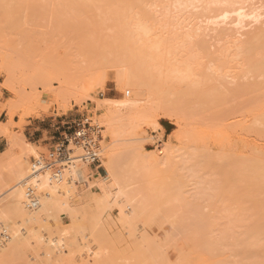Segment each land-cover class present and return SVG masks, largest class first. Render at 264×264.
I'll return each mask as SVG.
<instances>
[{"label":"rangeland","instance_id":"1","mask_svg":"<svg viewBox=\"0 0 264 264\" xmlns=\"http://www.w3.org/2000/svg\"><path fill=\"white\" fill-rule=\"evenodd\" d=\"M161 1L163 3L160 2V0H154V4L149 3L150 5L149 4L145 5L144 6L145 17L142 19L143 20L142 22L145 24L147 23L149 24L150 22L149 28H151V30L150 29L148 30L151 31L150 33L152 34V36H154V38L157 34H159L158 39L155 38L156 40H158V42L161 43L162 42L161 39L165 41L164 43L160 44L161 50H159L160 49L159 47L157 48V45L159 44L158 42L156 46L154 45L156 42L154 44L153 42H151L153 47L154 46L156 47V48L154 47L155 49H152L153 47H151V49L152 50L158 49V51L160 52L158 51L152 52L151 50L149 51V48H148L150 47L149 42L151 41L150 39H152V36L150 33H149V35L151 36L149 37L150 39L147 38L146 40H143L145 38H142V40H140L138 37L134 35L133 30H131V28H128L129 27L128 19L130 17V16L128 17V15H131L130 13L126 15L128 18L124 15L126 18L121 19V21L123 20L124 22L122 21V24L118 26V24L121 22L120 18L124 17L122 15L123 11L121 12L122 17L118 16L119 18L118 20L120 22L117 21L118 22L117 24L118 29H117V27L114 26L115 24L114 22H115V17L117 13H120V11L118 10L119 8H116L115 6H113L111 2L106 1V0H99V1H95V0H23L13 5L4 6V7L0 6V218H1L0 219V235H2L5 238L4 240H1L3 243L0 245V250H4L5 247L8 248L9 244L7 243H9V241L7 240H9V238L11 237L10 235L14 231L16 232L18 229L17 232H19L18 234H20L18 236V239L23 240L22 244L24 246H26L25 242L27 241H28L27 244L29 245V246L27 245L28 249L25 248L26 250L25 253L22 249H20L22 246H19L18 248L20 249V252L19 250H17L16 253L18 254H14L13 256V259L18 260L20 264H27V263L28 264H50L51 261L55 262V264H57V262L58 264H60L59 261H55L54 256H56L58 253L60 254L63 253V255L58 254L62 258L64 257V255L70 256V255H67V253H69L70 251V248L71 250L75 248L74 246L70 247V243H72L71 245L79 244L78 250H77V247L75 249L80 253L83 251H84L83 253L85 252L87 253L85 254L82 253V255L81 254L79 255V253L77 252L78 253L77 254L76 250L74 249L75 253L72 257L74 258V261L72 260L73 261L72 263L69 260L70 262L68 264L70 263L86 264V262H88L87 264H126L127 263L126 261L129 260V259L128 260L126 259L130 258V255H132V252H131L132 251L131 246L133 244L132 242H134V245L136 244L139 245L140 244V241H138L139 238H142L143 240L146 241V239L143 238L140 232L145 233L150 243L155 242L156 245L160 246L158 249L157 246L156 248L151 243L152 247H151V251H149V253L151 252V254L153 255V256L151 255L152 256L151 262H154V264L161 262L158 264H163L166 261L168 264L169 263L179 264L183 258L179 259L180 255L182 256V252H180L181 250L179 251L180 254L179 252L175 253L177 250V247H178V250L180 248L177 244L179 243V245L181 246L180 244L181 242L182 243L181 247H183L184 244H186L185 239L189 241L188 243L190 244L193 243V242H190L191 237H194L192 240H197L198 238L196 237L197 236L196 234L198 235L201 234V232H197V231H202V229L203 230L207 229L206 231L209 234L208 237L205 234H201L202 235L201 240H204V238L207 237L209 238V240L213 238L212 241L214 240L216 241L219 234L222 233L220 234L221 237L219 236L218 238V240L223 238L222 240H219L220 241L219 244H221L222 242L225 244V242L228 240L225 244L226 246L228 243L229 245L234 244L236 247L235 243L237 242L236 239L238 238L237 237L239 235L238 233H240L241 230H246L245 229L246 225L248 226L246 228L251 227L252 225L251 222H253L252 221L253 218L251 217L253 214L251 215L250 218H248L251 212L250 208L247 209V212L250 211L249 214H247V212L243 213L244 211H246L244 208H248L249 204L246 203L247 204L246 205L244 203H241V204H244L242 207L244 211L242 208L239 210V208H237L238 205H236L237 203L234 202L235 205H233L234 206L233 207L231 202H228L227 200L228 197L223 196L224 194L220 192L222 190L219 189L220 190L219 191L216 188V186H218V188H220L219 186H222L217 183L219 180H221L222 174H219V172L218 173L216 172L217 170H219L218 168L221 169L222 167L220 165H219L220 167H217L216 163L218 162L217 161L218 159L223 160V158H220L221 157L220 154L225 155L227 153L231 155L232 154L231 152L233 151L232 149L234 148L232 146H235V145H236L235 149L241 152L239 153L234 149L233 151L234 154H232L234 157L232 158L236 160L240 159L238 157H241L242 159L244 152H245L244 153L245 155L248 152H251L248 154L253 153L252 155H250L251 157H253L254 153L256 154L260 152V150L264 154V136L256 133L257 132L256 128L258 127L257 125L259 124V128H260L261 124L257 120L258 124L255 125L256 120H253V119L257 116L252 118L248 114L249 111H247L248 109L253 108L255 112H253V109H252V112L250 111L251 114L256 113V111L258 110L257 107L259 105V108H262V110L260 109L259 111L261 113L263 112L264 106L263 107L262 105L260 106V104H262L260 103V101L261 102L263 101V105H264V94H263L264 93L263 92L264 91V87H263L264 81L263 83H261V85L263 84L262 86H259L262 80L258 82V85H256L257 83H255V81L254 83L253 82L251 83V81H253L254 79H257L256 77L254 78L251 75H249V73L253 75L252 70L251 72L248 73L251 79L249 78V76H246L244 74L243 76L244 79H245V76L249 78V79L246 78L244 80L243 78L240 77V73H239V76H237V77H240L239 80L238 79L233 80V77L236 76L235 75L236 73H234L233 70H236L237 64H239L238 66L243 64L241 65V67L243 68L244 66V69L249 71L247 66H248V63L250 64L252 62H248L247 59H246L247 62H244L242 59L247 58L250 55V53L253 54L254 52H250L249 55L246 57H244L246 52L244 53V55H241V54L242 52H244L245 50L249 48L248 46L247 49H245L246 45L244 44H247L246 42L248 40H251V37L253 38V36H256L257 33H258L257 36H259L260 30L264 31L262 30L264 29V0H161ZM214 1L216 2V5L214 4ZM194 2L200 3V5L197 6V4ZM238 13L243 15L244 17L245 15L249 16V17L247 16L248 18L246 17L241 20L244 23V24L242 23L243 25L247 26V24H249V26L247 27L245 26L246 29L244 30L240 29L239 26L234 25L236 24L237 20L240 21L239 19H237ZM249 14L251 15V17L253 16L255 18L259 16L258 20L253 18L254 20H257V22L255 23L252 22L253 20ZM146 15L150 17H148L147 19ZM5 16L7 17L12 16V18L8 20ZM225 16H226V19H224ZM151 17H152V21L153 20L160 21L158 22L159 24L156 22H152L150 20ZM146 19L149 21H147ZM126 20H128V22H126L128 26H126L125 24ZM151 22L152 24L155 23L154 24L155 26L156 24L160 26V28H158L159 30H156L158 32L156 33V35L154 34L153 31H155L156 27H159V26L155 27L154 25L151 24ZM148 24L146 27H148ZM151 25L152 27L154 26L153 30H152ZM226 30H228V32H225ZM255 30L257 32H255ZM224 32L225 34L223 36L221 33H224ZM160 33H162V36ZM249 33L250 34L252 33V35H250ZM117 34L120 35L122 38L121 45L123 43V39L127 38L128 39L127 46H129L130 44L132 45V43H134L136 47L138 46L137 47L138 52L136 51L138 55L141 57L143 56L142 59L148 58L150 60L149 61L147 59L146 60L148 61L147 63L146 62L142 63L141 58L135 59L136 61H141L142 64L146 63V66L143 65L146 68L148 66L150 68H153L152 70L149 69V73H150V70H151V73L154 72L153 75L150 73V74H147V76L145 77L149 80L148 81L146 79L147 82H149V85L147 84L148 88L145 86L144 87L145 89H143V90H146V89L148 90V94H145L146 96L143 97L144 98L143 101H145V98H147V95H148V98L146 100H149L152 103L160 106L157 108H155V106L151 107L149 103H147L149 101H147L146 102L147 105L145 104L147 106V108L145 106V109L147 111H144L143 116L137 118L136 120H134V122H131V124L129 120L123 121L121 117L113 120L114 122H107L106 120H104L102 116V113L105 112L106 107L112 105L114 103L113 101L118 102V100H124V99L128 100L133 96V90H131V88L129 89L127 87H122L123 85L121 84L118 85V82H119L118 73H117L118 66H117V63L113 61V58H117L119 56L120 58L129 59L128 57L132 58L137 53L134 52L133 53L134 56H132V51L129 50L131 53L130 54L125 53L124 55L123 53H124V50H126V48L123 46L122 47L116 46L120 50L124 49L122 54H120L122 52L120 50H119L120 53H117L118 50H115V49L112 50L111 48L112 47L114 48V44L116 45V42L113 41V39L116 38L115 36ZM226 34L227 35L229 34L228 35L229 37ZM160 36L163 38H161ZM154 38L152 39V41H154ZM257 39L258 38H256V40ZM263 39L264 37L261 40ZM256 40L252 39L251 41L256 42ZM142 41H143V45L141 44ZM233 42H235L234 45H233ZM242 43L244 46L242 45L243 49L241 50ZM165 44L167 45L170 44L169 46L166 45L168 49L165 47ZM237 44L238 46L240 45V50H237L236 48L235 51L237 50V54H234V55H237V57L241 56L240 58H238V60L241 59V61H237V59L235 61V58H237L235 57L234 61L231 62L232 60H230L231 59L230 57H232L235 51H231L232 54H230L231 52L229 50H234V49L232 48L227 49V48H229L231 45L233 47L234 46L237 47ZM252 44H255V43H252ZM181 47L182 49L179 50ZM141 48L142 50H140ZM165 48H166V51H165ZM185 48H188V49L186 50ZM135 49H132V50L134 51ZM175 49H177L178 51L176 50L175 52ZM226 51L227 53H226V58H225ZM238 51H240L239 56H238ZM149 53L152 55L151 58L150 56H148ZM142 54H146L147 57H145V55H142ZM158 54L160 55V59L158 58ZM163 55L165 56V58ZM136 56L134 58H136ZM218 56L221 58L217 59ZM242 56L244 58H242ZM215 58L217 60H215ZM249 58H251V60L250 59L249 60L252 61V58H257V57L250 55ZM153 59L155 61L159 60V62H153L154 61ZM220 59L224 61H221ZM219 61L223 63L225 62V63L221 64V62ZM180 62L181 64H179ZM211 62L212 64L215 63L213 64L214 67H211L212 65ZM216 62H218V65H216L217 64ZM235 62H241V64L235 63ZM148 63H151V65H149ZM153 63L156 66L155 68L156 70H154L155 66H152L154 65ZM156 63H158L159 65H156ZM185 63L188 65L186 66ZM245 63L247 64V66ZM196 64L197 65L199 64V67ZM215 65L217 67L221 65V67L223 66L222 67L223 69L222 68L217 69ZM191 66L192 68H190ZM245 66L247 68H245ZM162 67L165 70L166 69L168 70L169 67L170 68L172 67V73H169V71L166 72L167 70L165 71ZM187 67L188 69L186 70ZM207 67H209V71ZM210 68L212 70H214V68L216 69L212 71ZM238 68H237L238 70L241 69L240 67ZM160 69H162L161 71L164 70V73L161 72ZM177 69H179L178 72H177ZM205 69L207 70L205 71ZM220 69H221V73H219ZM244 69L243 70L241 69L240 72L241 71L244 72L245 71ZM146 70H148V68ZM180 70L181 72H184L185 74L181 73ZM158 71L161 72V75L163 76L165 75L166 77H163V76L161 77V75L158 74ZM191 71H192L193 76H191ZM197 71L199 72L201 71L199 74V76L201 75L200 77L198 75H195ZM211 71L217 76H215L214 74H211ZM203 72L210 73V76L214 75L212 77L215 79L214 81H212V83H210L211 78L208 80L209 83L208 81L206 83V81H204L205 79H203L204 83L207 84V87H205V91L207 90L211 93L210 94L209 92L206 91L207 94H210V96L211 95L213 96L214 94L212 93H214L217 90L215 89L214 91L213 88L219 87L220 89L218 88L216 92H219L220 94L222 93L224 95L225 93L228 92L227 94L228 97L229 95L230 96L232 95V92L233 93L235 92V94L232 95L233 98L231 97L233 100L232 99L227 100V97H225L224 95L221 94L225 98L222 97L219 93L218 94L220 96H218L216 93L214 95L215 97L214 96L212 97L214 98L213 99L214 101L212 100L214 104H211V105L208 104L209 105V109H208L207 103L201 104L203 106L206 105V108L205 106L204 107L201 105L198 106L195 104L196 102L194 103L195 99H193L194 101H191V96L189 97V95L186 94L188 95L187 97L185 94H183L186 92L185 88L187 89V85H189V83H192L193 81L195 82L196 80L197 82L201 81L200 85L203 84L201 79L205 78L204 76L206 74ZM235 72H237V70ZM259 72L260 71H258L257 73ZM262 73H261V76L258 75L259 77L258 79H262ZM168 74L169 75L173 74L175 77L167 76ZM181 74H182V77H181ZM229 74H233L234 76L230 75L229 77ZM151 76L153 77L151 78ZM220 76L222 77L225 76L226 79L224 78L225 80L223 79L224 81H222V77ZM215 77L216 78L219 77V79H216ZM231 77L232 79H230ZM237 77H234V78H237ZM55 78H60L61 85H64V83L67 84V85H64L65 87L66 86L68 87L70 82L72 83V84L70 83L72 86H76V84L77 85L79 84L78 86H80L81 84V87H83V84L86 82L88 86L90 87L93 86L92 87L93 90L91 92L85 93V89L82 90L83 88L80 87L81 88L80 89L78 86H76L75 87L76 90L79 88L82 93L81 94L79 91H78L79 93L73 91L71 88L72 87L71 85H70L71 90L69 89V87L64 88L63 86H60V84L58 85L57 82L54 81ZM199 78H201L200 81H198ZM91 79L93 80V82H91ZM94 79H95V82H94ZM263 80H264V75H263ZM67 81L69 83H67ZM215 81H216V84H215ZM218 83H220L221 86L220 84L218 85ZM249 83H251V86H253V84H255L256 86H259L257 88L262 87L260 89H262L263 93L261 92V90L254 91L256 88L251 87ZM247 84L249 87L253 88L252 89L253 91L249 90L251 88H249ZM44 85L50 88L49 93L43 92ZM209 86L212 89L211 91L210 89H208ZM244 86L245 88L247 87L249 89L247 90L244 88L242 90L241 88H243ZM198 87L200 86L198 85ZM221 87H224V88L221 89ZM229 89L230 90L232 89L231 90L232 92L229 91ZM233 89H235L236 91L238 90V91L237 92L235 90L233 91ZM239 89L242 90V92L238 93L240 91ZM107 90H110V92H107ZM178 90L180 91L184 90L185 92L181 93ZM222 91H226V92L223 93ZM127 92H129L128 93L129 95H125ZM188 92L189 91H187V93ZM178 93H180L181 96L177 98V96H179ZM236 95L240 97L238 98ZM149 96L151 98H149ZM186 97L189 98V100ZM217 97L218 99L219 98L224 99L227 103L224 101L225 104H223V100H220L218 104L217 102H215V101H218V99H216ZM92 98H96V102L92 101ZM153 98L156 100H154ZM181 98L184 101L185 99H187V101L185 102L182 101L181 103L180 102ZM183 102L187 104L190 111L186 110L187 107L185 108V106H184V109H182L183 108L182 105L178 106L177 104H175V103L183 104ZM190 102H193V104ZM169 103L170 105L175 104L173 105L175 107L170 106ZM216 103L219 105L218 107L216 106L217 105ZM165 105L167 108L165 107ZM167 105L170 106V110H171V107L172 109L174 108V110L169 111L168 110L169 106ZM190 106H193L194 108L197 106L198 108L196 107V109H199L201 106L200 108L201 110L195 111V109H192L194 111H192L191 113L192 107ZM211 106H214V107L211 108ZM255 106L257 107L255 108ZM210 109L212 111L213 110L215 111L212 112ZM242 109L244 110L242 111ZM202 110L204 112H202ZM172 111H174V113ZM220 111H223L222 114L220 113ZM260 112H258V114H255V115L259 116ZM166 113L168 117H164ZM243 113L245 116H242ZM188 114H191V115H188ZM261 115L264 116V114H261ZM81 118L90 119L92 123H94L95 125H97L98 127L102 129V133H101L102 138L100 142V153H99L100 162L99 164L94 165L92 167L82 165L79 162L78 163L73 162L76 164L75 166L77 168L79 167L81 170H86L87 172L86 173L87 176L82 181L84 185L78 184V180L76 179L73 180V182H71L72 187L77 191V196L79 197V198L76 197L75 199H77L76 201H79V202L76 204H73L71 200L67 201V203L69 204L67 206L69 208H65V209L69 211L66 212L65 209L61 210V208H64V207H60L57 209L58 211L53 212L55 213L54 214L55 216L53 217L51 215L52 213L50 215L47 214L45 216V213L43 214L42 212L40 214L37 209L38 213L36 215H39L38 216L40 217L39 221H41L39 223L37 222V226L38 225L40 226V227L38 226V233H39V236L41 235V237H43L42 239H44V241H43V244L41 243L42 246L39 244L35 246V244L33 243V240H29V239L27 240V237H28L27 236V226L25 224L21 225L20 223H23V222H21L19 219L14 220L12 212L8 210V208L10 209V206H8L7 208V205H10L7 202L10 203V201H12L9 199H12L10 197L14 193V189H13V186H14L13 176L15 172L14 167H16L18 160H20L18 159L20 158V155L22 158L21 163L26 162L28 166L30 165L31 160L34 159V158H28L26 161L23 160L26 156L24 157L22 148L32 149V151L34 152V154H36L37 157L39 155L46 154L50 146L58 139L59 134H61L62 132H65L66 129H71L72 123ZM258 118L259 117H257V119ZM251 119L254 121L252 122V124L255 123L253 124L254 125L253 127L250 125L252 121ZM154 121L157 122L162 127L163 132L155 128ZM240 121L243 124L239 123ZM235 122L237 124L238 123L242 124L243 128L245 127L244 124H247L248 122H249V125H246V127L248 126L247 129L244 128L242 132L241 131L242 127L240 128V126H238L239 124L237 125L235 124ZM232 124L236 125L234 126V128L238 127L240 129L231 128L233 127ZM189 126H191L190 127L191 129L193 128L192 132L196 130L195 133L197 132V130H198V133L202 132L203 130V133H205L207 137L204 134L203 136H201L202 134L196 135L195 133H192L191 129H189ZM213 126H217L220 129L218 130L217 127H213ZM229 126H230V132H231L230 135H229ZM255 126L257 127L255 128ZM249 128L250 129L253 128V130H256V132L255 131L253 132V130H250ZM263 128L264 127H262V129ZM187 130H188V134H190L188 136H187ZM247 130L249 131L247 132ZM109 131H110V134H109ZM221 131L223 133H220ZM112 133L113 134L117 133L116 136L118 137L116 138L115 136H113ZM219 134L224 139H222ZM261 134H263V132ZM41 135H42L41 141L36 143V141L38 140V138H40ZM191 136L192 137L199 136V137L198 139L197 137H194L193 139L191 138ZM50 138H53V139H50ZM135 138L136 139L138 138V139L135 140ZM139 138L141 139L139 140ZM204 138H206L205 140L208 143L204 140ZM216 138L218 140L220 138L221 141L217 140L216 142ZM195 140L196 141L200 140V141L196 142ZM218 142H223L224 144L222 143L217 144ZM232 142L234 145H232ZM44 144H49V145L44 146ZM160 144L161 145L165 144L163 145L164 147L172 146L174 151L176 152L175 153L176 158H174L169 164H160V165H157V167L153 168L151 167V164L148 158L151 155L152 156L156 155L157 158L160 160L162 158H165L167 154L166 150L162 148L161 149L162 154L157 155V149ZM229 145H231L232 148ZM240 146H242L243 149ZM248 146L250 147V149L256 147L254 152H252L253 150L251 149L252 150L251 151ZM114 147H116V149ZM236 147H240V148H236ZM112 150L113 152H116V155L111 153ZM120 150L122 151L120 153H117ZM244 150H247V151H244ZM109 153H111L112 156L115 155V157H117L118 159L120 158L119 164L117 165V167L120 173L122 172L125 174L122 176L123 186L117 187L115 190L111 192L110 195H111L112 201L109 203L107 207H104L102 209L95 202V199L102 196V191H103L102 189L103 187H105V182H107L106 180H108L109 182H112L111 176L109 175V173H107L108 172L107 169L110 167V164H109L108 159H106V157H109L108 156ZM214 153L215 155L216 154L217 155L215 156ZM245 155L243 159L247 157ZM202 156L205 158H203ZM214 156L218 157V159L217 160L216 158L210 159ZM226 156H227L226 158L227 161L225 163L227 164L229 158L230 159L232 158L231 156L229 157V155H226ZM207 157L208 158L210 157L209 160ZM212 160L213 161L215 160L217 162L215 161L213 162ZM222 160H221V164L223 165L225 163L222 162ZM136 162H138L139 164H135V166L133 167L134 163ZM211 163H213L212 166H214V163H215V167H217L216 170L209 169L210 173L213 175H211L210 173L207 174L204 172V170L205 171L208 170V169H204L205 165L206 164L211 165ZM199 164H202L201 166L204 168L203 169L200 168L201 166ZM207 165H206V168L209 167ZM96 166H100V168L96 169ZM131 167H133L134 169L133 168L131 169ZM199 169L203 171H200ZM129 170H131V172H129ZM97 171L100 173V176L97 174ZM215 172L218 174L217 176ZM96 176L102 177L104 180L99 179V177H96ZM214 178H218L219 180L217 179V181L214 183L215 181ZM181 180L182 182L183 180L184 181L186 180L187 182L181 183ZM174 181L176 183H174ZM76 182L77 184L75 185L74 183ZM172 184H173V188H175L176 190H179L177 192H178V195L181 194V196H179L180 198L179 197L177 198L176 190L174 191V193L171 194ZM183 184H185V189L183 187L182 188L183 190L182 189L180 190ZM157 185L158 186L161 185L162 187L159 186V189L160 187L163 189V190L161 189V192H160L161 194L159 196V197H163L162 198L163 201L161 202L162 203L164 202V204L162 205L160 202L161 199L159 198L160 199L159 201L157 199L158 197V195L156 194L157 190L154 191L152 189V188H156ZM177 186H179L180 188H177ZM168 188L169 190L171 189V191H169L170 195L168 193ZM149 190L151 193H149ZM216 190H218V192ZM162 192L167 193V194H163ZM154 193L157 195V197L152 195ZM147 194H148V197H147ZM183 195H185V197ZM150 196L152 198L154 197V200L150 198ZM221 197L223 200L225 198L226 199L222 201ZM40 198L41 197H39V200L41 201ZM147 199L149 200V202H150V199L152 200L151 201L152 203H150L151 205L148 204ZM183 199L184 201H182ZM165 201H168L167 205ZM228 203L230 204V207ZM39 204H41V202H39ZM5 205H6V208L4 207ZM139 205L140 206L143 205L146 208H141L140 210ZM135 206L139 207L138 212L142 211L143 213L142 216L145 215L143 217L149 216L150 219L148 218L144 222H141V221L138 222L139 220L138 218V220L136 221V219L134 218L136 217L134 216L135 214H131V211L134 210ZM156 206L158 207L157 210H155L157 208ZM235 206H237L236 207L237 209L235 208ZM38 208H40V205L38 206ZM149 208L151 209V211L152 210L153 211L150 212ZM35 209H32L34 212L33 216H35V212H36ZM143 209H146V210H143ZM143 211H147V212H143ZM157 211H159L160 213H158ZM240 211L242 212L240 213ZM33 212H31V214ZM57 212L59 213V215H56ZM66 215H70V216H66ZM137 217H138V213H137ZM151 217L153 218L151 219ZM130 218H132V220ZM247 218L249 220L248 222H247ZM123 219H126L127 221H129V223L128 224L122 223L121 221ZM132 221L133 223L131 224ZM18 224H20L22 228ZM193 224L195 226H193ZM45 226L46 228L49 226L48 233H47L48 228L46 229V231L45 229H42V228H45ZM11 227L14 230L11 229ZM24 228H26V230ZM62 230L68 231L67 236L64 237L65 240H63L65 244L67 245L68 243V245L66 246L65 244L62 243L63 247L64 246H66V248L69 247L68 251H66L67 253L65 252L64 248L61 247L59 248V250L56 248L58 252L52 249L51 251L53 252V256H52V253L51 255L48 256V254H46L47 248L45 250V247H44L46 246L45 239L47 240L49 239V237L52 238L53 236H55L57 231H58L57 234L59 235L62 232ZM126 230L130 232L129 235L126 232ZM168 230H170L173 235L170 234L169 233L170 231L168 232ZM134 231H137V232H134ZM185 231L188 232L187 234L189 235V237H187V234ZM50 232L51 234L55 232V234L53 233L54 234L53 236H51V234L49 236L48 234ZM156 232H158L157 235L155 234ZM163 232L165 233L164 234L165 236L166 235L168 236V238H166V240L165 238H162L161 241H159V239L161 238L160 235L162 236ZM167 232L169 233V235ZM180 234H182L183 236ZM193 234H195L196 236H191ZM225 234L227 235L226 236L227 238L225 237V240H224ZM131 235H133L135 238ZM154 235L157 236V239L154 238L155 240H149V236L153 237ZM175 235L177 238L174 239ZM76 236L78 240H76L77 239ZM24 238L26 241L24 240ZM55 238L57 237L55 236ZM58 238L60 237L58 236ZM66 238L67 239L70 238V240L72 241L69 243V241ZM233 238L236 241L234 243H232ZM182 239L184 240V242ZM111 241L112 242L114 241V242L112 243ZM157 241H159V244ZM5 242H7L6 243L7 245H5ZM163 242H165V244ZM223 243L221 246L224 247ZM83 245L86 246V248H84ZM141 245L142 244H140V247ZM24 246H23V249H24ZM189 246L191 247V245H188V247ZM43 247H44V250H43ZM39 248L42 250H40ZM136 248H138V246H136ZM136 248H133V249L135 250ZM142 248H145V246L142 245ZM227 248L231 249L232 246L231 247L228 246ZM87 249L89 250V252ZM185 249L188 250L189 252L191 251V249L189 250L186 245L185 247H183L184 253L187 252V251L185 252ZM223 250H225V251H222L224 254L227 252L226 255L230 254L228 256H231L229 258V262L228 260H226L227 264H248L247 259L245 261V259L242 258V257H246L247 255L246 256L241 255L242 257L239 255L240 257H238V256H235L236 254L235 249H234V252H235L234 255L233 253H231L230 250L226 251V248ZM21 251H23V255H25L24 258L26 259L22 258L23 255H21L22 254ZM55 251L57 252L56 255H54ZM158 251H159V254L157 253ZM193 251L194 250H192L191 252ZM162 252H164V254L166 253L167 255L164 256L163 254V256L159 257L158 255H160V253ZM189 252H187L184 255L185 257H187L188 261H189L188 259ZM28 253H30V255ZM254 253L253 255H255ZM43 254H46L47 257L49 258H46V257L43 258L44 257ZM70 254H71V251H70ZM86 254L88 257L85 256ZM193 254H195V252ZM193 254L192 256L195 257ZM256 254H258V251ZM226 255H225V259L227 258ZM59 256L57 257L60 258ZM78 257L79 258L81 257L80 260ZM72 258L67 257L66 259L68 260ZM75 258H77V260ZM159 258L161 259L159 260ZM177 258L180 260V262L177 260ZM252 258L249 257L248 260L252 261L254 259ZM259 258L263 259L264 258L263 254ZM130 259L132 260H129L130 263L129 261L128 263L134 264L135 262L133 258L131 257ZM193 259L196 260V258H193ZM193 259H192L191 264H193V261L196 262ZM225 259L223 261H225ZM240 259L242 260L240 261ZM24 260L25 262L27 261V263H25ZM47 260H50V261H47ZM256 260L258 261V263L264 264L263 262L264 260L260 261L257 258ZM17 262L13 261V264L14 263L19 264ZM151 262L146 261V263H149V264H151ZM166 262L164 264H166ZM222 262H220V264ZM195 264H197V262ZM249 264H251V262H249Z\"/></svg>","mask_w":264,"mask_h":264},{"label":"bare ground","instance_id":"2","mask_svg":"<svg viewBox=\"0 0 264 264\" xmlns=\"http://www.w3.org/2000/svg\"><path fill=\"white\" fill-rule=\"evenodd\" d=\"M20 1H23V0H0V6L1 7H4V6H9V5H13V4H16V3H18V2H20ZM95 1H99V0H95ZM106 1H109V2H111L112 4H113V6H115L116 8H119L118 10L120 11V13H117V15H116V17H115V24H114V26H116L117 27V29H118V26H120V24H122V21H121V19H123V18H126L127 16L126 15H128V13H130L131 15H128V17H129V22H128V20H126L125 21V24H126V26H128L129 25V27L128 28H131V30H133V33H134V35L136 36V37H138L140 40H142V38H145V39H143V40H146L147 38H149V37H151L152 36V34L150 33L151 31H149L148 29H150L151 30V28H149V25H150V22H149V24H148V27H146L147 26V24H145V23H143L142 21V19L145 17V13H144V6L145 5H147V4H154V0H106ZM153 2V3H152ZM160 2H162L161 0H160ZM159 2V3H160ZM196 2H198V1H196ZM196 2H194V3H196ZM163 3V2H162ZM149 4V5H150ZM197 4V6L198 5H200V3H196ZM208 4V3H207ZM211 4H213V3H211ZM210 4V5H211ZM214 4L216 5V2L214 1ZM158 5V4H157ZM121 9V10H120ZM134 10V11H133ZM123 11V14L121 13ZM148 11V10H147ZM125 12H127V13H125ZM146 12V11H145ZM124 16V17H122V15ZM149 15V14H148ZM250 15V14H249ZM118 16L119 17H122V18H120V21L118 20L119 18H118ZM248 15H245V17L243 16V15H241V14H237V19H239L240 21L242 20V19H244V18H246ZM8 20L10 19V18H12V16H10V17H7V16H5ZM127 17V18H128ZM146 17H147V19H148V17H150V16H147L146 15ZM249 17V16H248ZM247 17V18H248ZM250 17H251V15H250ZM258 17L259 16H257V18H255V17H251L252 18V22H257V20H258ZM257 19V20H254V19ZM146 19V20H147ZM224 19H226V16H225V18ZM146 20H145V22H146ZM150 20L152 21V17L150 18ZM117 21H119L120 23L118 24V22ZM147 21H149V20H147ZM240 21H238L237 20V22H236V24H234L235 26H239L240 27V29H246L245 28V26L246 25H243L244 23L241 21V23H240ZM124 22V21H123ZM126 22H128V25H127V23ZM152 22H156V23H158V22H160V21H152ZM152 22H151V24H152ZM235 23V22H234ZM243 23V24H242ZM117 24H118V26H117ZM124 24V25H125ZM155 23H153L152 25H154ZM159 24V23H158ZM228 24V23H227ZM250 24H252V23H250ZM124 25H122V26H124ZM145 25V26H144ZM152 25H151V27H152ZM161 25V24H160ZM232 25H233V23H232ZM155 26V25H154ZM153 26V27H154ZM156 26H159V25H157L156 24ZM155 26V27H156ZM243 26H244V28H243ZM247 26H249V24H247ZM246 26V27H247ZM153 27H152V30H153ZM263 27V26H262ZM158 28H160V26L159 27H156V29H155V31H153L154 32V34L156 35V33H158L156 30H159ZM259 28V27H258ZM124 29V28H123ZM126 29V28H125ZM225 29V28H224ZM235 29V28H234ZM239 29V30H240ZM260 29V28H259ZM128 30V29H127ZM214 30V29H213ZM257 30V29H256ZM255 30V32H257ZM262 30H264V29H262ZM259 31V30H258ZM152 32V33H153ZM160 32V31H159ZM225 32H228V30H226ZM225 32L224 33H221L223 36H224V34H225ZM239 32V31H238ZM149 33L151 34V36L149 35ZM163 33V32H162ZM162 33H160L161 34V36H162ZM253 33V32H252ZM252 33L250 34V35H252ZM237 34V33H236ZM249 34H247V35H249ZM133 35V36H134ZM227 35V34H226ZM225 35V36H226ZM229 35V34H228ZM227 35V36H228ZM234 35V34H233ZM255 35V34H254ZM257 35H258V33H257ZM253 36V38L251 37V40L253 39V40H256V38H258L257 40H256V42L255 41H251V40H248L246 43L247 44H244V45H246V47H245V49H247V47L249 46V48L247 49V50H245L244 52H242V54L241 55H244V53H245V55H244V57H246V56H248L249 55V53L250 52H254L253 54L252 53H250V55H252V56H254V57H257V58H252V61H250L251 60V58H249L250 57V55L247 57V58H244L243 56H242V58H244V59H242L244 62H247V60H248V62H252V63H248V66H247V64H246V66L248 67V69H249V71L248 70H246V69H244V66H243V68L241 67V65H243V64H241V62H235V63H240L241 65L240 66H238L239 64H237V66L238 67H240L242 70L244 69L245 71H246V73H245V71L243 72V71H241L242 72V74H241V72H240V70H238L239 68L236 66V70H237V72H238V74H237V72H235L236 70H233L234 71V73H236L235 75L236 76H234L233 74H229V77H230V75H233L234 77H237V76H239V73H240V77L241 78H243L244 79V74L246 75V76H249V75H251L252 77H256L257 79L259 78L258 77V75H260L261 76V73H262V79H252L253 81H251V83L253 82L254 83V81H255V83H257L256 85H258V82H260V80H262V82H260V85L259 86H262L264 83H263V75H264V39L263 40H261L264 36V31H259V36ZM157 36V37H156ZM155 36V38L156 39H158V36H159V34H157ZM160 36V37H161ZM262 36V37H261ZM116 38V40L115 39H113V41H115L116 42V45L114 44V48L112 47L111 49L112 50H118L117 51V53H120V51H122L120 54H122L123 53V50H120V49H118L117 47H119V46H123V47H125L126 48V50H128V51H126V50H124V55H125V53H131L130 51H132V56H134L133 55V53L135 52V53H137L138 51V46L136 47L135 46V44L134 43H132V45L130 44L129 46H127L128 45V39L127 38H124L123 39V43H122V45H121V42H122V38H121V36L120 35H116L115 36ZM117 37H118V39H117ZM120 37V38H119ZM229 37V36H228ZM247 37V36H246ZM250 37V36H249ZM255 37V38H254ZM259 37H260V39H259ZM154 38V36H152V39ZM154 38V41H152V39H150L151 41L149 42L150 44V47H148L149 48V51L151 50L152 52H154V51H158V49H156V50H152V49H155L156 47V44H158L157 45V48L159 47L160 48V44L161 43H164L165 41H163V39H161L162 40V42L160 43V42H158V40H156ZM161 38H163V37H161ZM246 39V38H245ZM248 39V38H247ZM119 40H121V41H119ZM260 42H259V41ZM120 43H119V42ZM245 41V40H244ZM151 42H153V44L155 45L154 47H153V45H152V43ZM158 42V43H157ZM250 42V43H249ZM255 43V44H252V43ZM229 43V42H228ZM232 43V42H231ZM249 43V44H248ZM119 44V45H118ZM142 45H143V41H142V43H141ZM235 44V42H233V45ZM253 46H252V45ZM164 45V44H163ZM166 45L167 44H165V47H166ZM170 45V44H169ZM169 45H167V46H169ZM229 45V44H228ZM242 45H243V43L241 44V50L243 49L242 48ZM243 45V46H244ZM251 45V46H250ZM111 46H112V44H111ZM117 46V47H116ZM178 46V45H177ZM182 46V45H181ZM184 46V45H183ZM187 46V45H186ZM132 47V48H131ZM136 49H135V48ZM151 47H153L152 49H151ZM162 47V46H161ZM229 47V46H228ZM235 47V48H234ZM230 46L229 48H227V49H230V48H232V49H234V50H229L230 52L231 51H235V49L237 48V50H240V45L238 46V44H237V47L236 46ZM117 48V49H116ZM143 48V47H142ZM142 48L140 49V50H142ZM167 48V47H166ZM166 48H165V51H166ZM179 48V47H178ZM122 49V48H121ZM132 49H135L134 51L132 50ZM168 49V48H167ZM173 49V48H172ZM182 49V47L179 49V50H181ZM184 49V48H183ZM186 50L188 49V48H185ZM120 50V51H119ZM130 50V51H129ZM159 50H161V48L159 49ZM163 50V49H162ZM176 50L177 49H175V52H176ZM185 50V51H186ZM226 50V49H225ZM237 50L233 53V55L234 54H237ZM254 50V51H253ZM126 51V52H125ZM137 51V52H136ZM143 51H145V50H143ZM178 51V50H177ZM182 51H184V50H182ZM182 51H180V52H182ZM158 52H160V51H158ZM188 52V51H187ZM239 52L240 51H238V56L240 55L239 54ZM168 53V52H167ZM172 53H174V52H172ZM185 53V52H184ZM226 53H227V51L225 52V58H226ZM256 53V54H255ZM112 54V53H111ZM157 54V53H156ZM171 54V53H170ZM179 54V53H178ZM189 54V53H188ZM230 54H232V52L230 53ZM137 55V56H136ZM142 55H145V57H147V55L146 54H142ZM180 55V54H179ZM220 55V54H219ZM232 55V57H230V58H228V59H230V60H232L231 62H233L234 61V58L235 57H237V55H234L233 56ZM256 55V56H255ZM260 57H259V56ZM113 56V55H112ZM114 56H115V54H114ZM136 56V58H134ZM135 56L134 57H132V58H130V57H128L129 59H125V58H120L119 56L117 57V58H113V61H115L116 63H117V66H118V68H117V73H118V85H123L122 87H127V88H131V90H133V96L130 98V99H124V100H118V102H115V101H113L114 103L112 104V105H110V106H108V107H106V109H105V112L104 113H102V116H103V118H104V120H106L107 122H114L113 120H115V119H117V118H122L123 119V121L125 120H129V122H130V124H131V122H134V120H136L137 118H139V117H142L143 116V113H144V111H147L146 109H145V106L147 105V103H149V105L151 106V107H153V106H155V108H157V107H160V106H158L157 104H154V103H152L151 101H149V100H146L147 98H148V95H147V98H145V101H143L144 100V96H146L145 94H148V90L146 89V90H143V89H145L144 87L146 86L147 87V84L149 85V82H147V78H145L146 76H147V74H150L151 73V70L153 69V68H150L149 66L147 67L148 68V70H146L147 68L145 67L146 66V63L148 62V61H146L147 59L145 58V59H142L143 58V56L141 57V56H139L138 55V53L137 54H135ZM148 56H150V58H151V54L149 53V55ZM155 56H157V55H155ZM162 56V55H161ZM164 56V55H163ZM223 56V55H222ZM167 57V56H166ZM241 56H239V57H237V58H235V61H236V59H237V61H241V59H239L238 60V58H240ZM118 58H119V60H118ZM134 58V59H133ZM142 59V63L143 62H146L145 64H142L141 63V61H136L135 59ZM153 58V57H152ZM157 58V57H156ZM158 58L160 59V55L158 54ZM164 58H165V56H164ZM218 58H221V57H217V59ZM216 58H215V60H217ZM247 59V60H246ZM250 59V60H249ZM255 59H256V61H255ZM143 60H145V61H143ZM149 60V59H148ZM152 60V59H151ZM154 60V59H153ZM157 60V59H156ZM169 60V59H168ZM167 60V61H168ZM191 60V59H190ZM221 61H224V60H222V59H220ZM255 62H254V61ZM150 61V60H149ZM221 61H219V62H221ZM226 61V60H225ZM243 61H242V63H243ZM153 62H159V60H157V61H153ZM183 62H184V60H183ZM254 62V63H253ZM114 63V62H113ZM217 64L216 65H218V62H216ZM223 62H221V64H222ZM225 63V62H224ZM223 63V64H224ZM115 64V63H114ZM149 65H151V63H148ZM154 64V63H153ZM163 64V63H162ZM179 64H181V62L179 63ZM178 64V65H179ZM186 64V63H185ZM190 64H192V63H190ZM189 64V65H190ZM211 64H212V62H211ZM210 64V65H211ZM213 64H215V63H213ZM211 65V67H214V65ZM228 64V63H227ZM244 64V65H245ZM252 64V65H251ZM143 65H145V66H143ZM156 65H159L158 63H156ZM188 64H186V66H187ZM197 65V64H196ZM215 65V66H216ZM250 65V66H249ZM152 66H155V64L154 65H152ZM151 66V67H152ZM181 66V65H180ZM198 67H199V64L197 65ZM228 66V65H227ZM231 66V65H230ZM245 66V68H247ZM175 67V66H174ZM189 67V66H188ZM188 67L186 68V70L188 69ZM195 67V66H194ZM217 67V66H216ZM223 67V66H222ZM221 67V65L220 66H218L217 67V69L218 68H222ZM226 67V66H225ZM144 68H146V69H144ZM156 68V66L154 67V70H156L155 69ZM163 68V67H162ZM165 68H166V66H165ZM182 68V67H181ZM190 68H192V66L190 67ZM202 68V67H201ZM234 68V67H233ZM232 68V69H233ZM238 68V69H237ZM251 68V69H250ZM149 69H151L150 70V73H149ZM164 69V68H163ZM174 69V68H173ZM180 69V68H179ZM179 69H177V72H178V70ZM185 69V68H184ZM196 69V68H195ZM207 69H208V71H209V67H207ZM207 69H205V71L207 70ZM211 69V68H210ZM216 68H214V70H215ZM223 69V68H222ZM226 69V68H225ZM153 70V71H154ZM158 70V69H157ZM162 69H160V71H161ZM165 70V69H164ZM164 70L163 71H161V72H163L164 73ZM167 70V69H166ZM165 70V71H166ZM170 70H171V72H170ZM176 70V69H175ZM201 70V69H200ZM212 70V69H211ZM214 70H212V71H214ZM227 70V69H226ZM229 70V69H228ZM251 70H252V73H253V75L251 74V73H249V72H251ZM146 71H148V72H146ZM152 71V72H153ZM160 71H158V74L159 75H161V72ZM169 71V73H172V67L170 68L169 67V69L166 71V72H168ZM202 71V70H201ZM200 71V72H201ZM212 71H211V74H214V73H212ZM225 71V70H224ZM232 71V70H231ZM258 71H260L259 73H257ZM165 72V73H166ZM180 72H181V70H180ZM179 72V73H180ZM193 72H194V70H193ZM199 71H197V73H198ZM200 72L197 74H195V75H198L199 76V74H200ZM218 72V71H217ZM228 72V71H227ZM154 73V72H153ZM153 73H151L152 75H153ZM155 73H157V72H155ZM181 73H184V72H181ZM203 73H206V72H203ZM219 73H221V69H220V72ZM248 73H249V75H248ZM256 73H257V75H256ZM185 74V73H184ZM207 74V75H206ZM205 74V78H199V80L198 81H200V79L202 80V83L203 84H201L200 85V83H201V81L200 82H197L196 80H195V82L193 81L192 83H189V85H187V89L185 88V91L184 90H182V91H180V90H178V91H180L181 93H183V92H185V93H183V94H188L189 95V97L191 96V101H194L193 99H195V101H194V103L196 104V105H201V104H205V103H207V106H208V109H209V105H211V104H214V98H212L216 93H217V95L218 96H220L221 94L219 93V92H216L217 90H218V88H213L214 89V91H215V89H217L214 93H212V94H214L213 96L211 95L210 96V92L209 91H207V92H209L210 94H207V92L205 91V87H207V81L210 79V83H212V81H214L215 79L212 77V76H214V75H211L210 76V73H206ZM209 74V75H208ZM223 74V73H222ZM158 75V76H159ZM186 75H188V74H186ZM226 75H227V73H226ZM242 75V76H241ZM255 75V76H254ZM163 75H161V77H162ZM167 76H173V77H175L173 74L171 75H167ZM191 76H193V74H192V71H191ZM201 76V75H200ZM199 76V77H200ZM203 76V75H202ZM215 76H217V75H215ZM245 76V79L247 78V79H249L250 78V76H249V78L248 77H246ZM153 76H151V78H152ZM163 77H166L165 75L163 76ZM172 77V78H173ZM181 77H182V74H181ZM184 77V76H183ZM206 77H208V78H206ZM220 77H222V76H220ZM233 77V80L234 79H238L239 80V78L240 77H237V78H234ZM148 78H150V77H148ZM216 78V77H215ZM225 76H223L222 77V81H224L225 79ZM261 78V77H260ZM147 79V80H146ZM203 79H205L204 81H206V83H204V81H203ZM216 79H219V77H217ZM224 79V80H223ZM230 79H232V77L230 78ZM244 79V80H245ZM251 79V78H250ZM62 80V79H61ZM221 80V79H220ZM54 81H56L57 82V84L59 85L60 84V86H63L64 88H68L69 87V89H70V85L72 84L71 82V84L67 81V83H69V86L67 87H65L64 85H67V84H65L64 83V85H61V83H60V78H55L54 79ZM149 81V80H148ZM162 81V80H161ZM181 81V80H180ZM219 81V80H218ZM257 81V82H256ZM66 82V81H65ZM91 82H93V80L91 79ZM94 82H95V79H94ZM147 82V83H146ZM191 82V81H190ZM197 82V83H196ZM227 82V81H226ZM230 82V81H229ZM196 83V84H195ZM208 83H209V81H208ZM221 83V82H220ZM220 83H218V85L220 84ZM224 83V82H223ZM231 83V82H230ZM251 83H249V85L251 86ZM261 83H263L262 85H261ZM200 86V87H198V85ZM215 84H216V81H215ZM222 84V83H221ZM221 84H220V86H221ZM225 84V83H224ZM73 85H74V83H73ZM79 85V84H78ZM77 84H76V86H78ZM196 85V86H195ZM205 85V86H204ZM227 85V84H226ZM255 84H253V86H251V87H253V88H256L254 91H256V90H261V92H262V89H260V88H262V87H260V88H257V87H259V86H256ZM72 86V85H71ZM76 86H72L71 88H72V90L73 91H75V92H80L81 93V91H80V89L81 88H83L82 90H84L85 89V93H87V92H91L93 89H92V87H90V86H88V84L85 82L84 84H83V87H81V84H80V86H78L77 88V90H76ZM194 86H195V88L197 89H195L194 88ZM204 86V87H203ZM247 86H248V84H247ZM255 86V87H254ZM73 87H74V89H73ZM202 87V88H201ZM239 87V86H238ZM242 87V86H241ZM249 87V86H248ZM251 87H249V88H251ZM263 87H264V85H263ZM48 87H46L45 85H44V87H43V92H47V93H49V90H50V88H48ZM148 88V87H147ZM184 88V87H183ZM201 88V89H200ZM224 87H221V89H223ZM245 88V86L243 87V88H241L242 90ZM249 88H245V89H249ZM253 88H251V89H249V90H252ZM208 89H210V91L212 90L211 88H210V86L208 87ZM220 89V88H219ZM71 90V89H70ZM130 90V91H131ZM232 90V89H231ZM230 89H229V91H231ZM235 89H233V91H234ZM240 90V89H239ZM242 90H240L238 93H240V92H242ZM246 90V91H247ZM68 91V90H67ZM147 92V93H145V92ZM187 91H189L188 93H187ZM236 91V90H235ZM238 91V90H237ZM236 91V92H237ZM253 91V90H252ZM251 91V92H252ZM78 92V93H79ZM206 92V93H205ZM221 92V91H220ZM223 93H225L226 91H222ZM232 92V91H231ZM249 92V91H248ZM258 92V91H257ZM260 92V93H261ZM264 92V91H263ZM262 92V93H263ZM129 92H127L125 95H129L128 94ZM220 95H219V94ZM261 93V94H262ZM82 94V93H81ZM228 92L227 93H225V95L224 94H222V95H224L225 97H227V100L228 99H232L233 98V94H235V92L233 93L232 92V95L230 96L229 95V97H228ZM237 94V93H236ZM264 94V93H263ZM75 95H76V93H75ZM178 95L179 96H177V98L178 97H180L181 95H180V93H178ZM188 95H186L187 97H188ZM221 95V96H222ZM240 95V94H239ZM183 96V95H182ZM224 96H222V97H224ZM237 97H238V95H236ZM263 96V95H262ZM92 97V96H91ZM186 97V98H187ZM193 97V98H192ZM215 97V96H214ZM224 97V98H225ZM232 97V98H231ZM235 97V96H234ZM240 97V96H239ZM238 97V98H239ZM149 98H151L150 96H149ZM236 98V97H235ZM235 98H234V100H235ZM154 99V98H153ZM188 100H189V98H187ZM187 99H185V101H187ZM216 99H218V97L216 98ZM262 99V98H261ZM154 100H156V99H154ZM179 100V99H178ZM177 100V101H178ZM213 100V101H212ZM220 100H223V104H225L224 103V99H222V98H219L218 99V101H215V102H219ZM233 100V99H232ZM263 100V99H262ZM92 101H94V102H96V98H92ZM147 101H149V102H147ZM176 101V102H177ZM182 101H184L182 98H181V103H182ZM184 101V102H185ZM212 101V102H211ZM230 101V100H229ZM147 102V103H146ZM158 102V101H157ZM183 102V104H178V103H175V104H177L178 106H180V105H182L183 106V108L182 109H184V106H185V108H186V110H189V107L187 106V104H185ZM208 102H210V103H208ZM226 102V101H225ZM257 102V101H256ZM255 102V103H256ZM151 103V104H150ZM190 103H192L193 104V102H190ZM198 103V104H197ZM216 103V104H217ZM227 103V102H226ZM260 103H262V104H260V106L262 105V107L264 106L263 105V101L261 102L260 101ZM110 104H111V102H110ZM146 104V105H145ZM162 104V103H161ZM175 104H171L170 105V103H169V105L170 106H172V107H175V106H173V105H175ZM209 104V105H208ZM219 104V103H218ZM216 105L217 107L219 106V105ZM222 104V105H223ZM169 105H167V106H169ZM149 106V107H150ZM170 106H169V108H168V110L169 111H171V110H174V108L172 109V107H171V110H170ZM177 106V107H178ZM193 106H195V105H193ZM193 106H190V107H192L191 108V113H192V111H194V110H192V109H195V111H197V110H201L200 108H201V106H203V105H201L200 106V108L199 109H196V107L194 108ZM205 106V108H206V105H204ZM203 106V107H204ZM215 106V105H214ZM214 106H211V108L212 107H214ZM221 106V105H220ZM254 106V105H253ZM165 107H166V105H165ZM230 107V106H229ZM257 106H255V108H256ZM146 108H147V106H146ZM167 108V107H166ZM198 108V107H197ZM219 108H221V107H219ZM218 108V109H219ZM247 108V107H246ZM252 108V107H251ZM264 108V107H263ZM104 109V108H103ZM165 109V108H164ZM237 109H239V108H237ZM240 109H241V107H240ZM253 109V108H252ZM252 109H248L247 111H251L252 112ZM258 109V110H257ZM257 109H255V110H257L256 111V113H252L251 114V112L249 113L248 112V114L252 117V118H254L255 116H257V117H259L258 119H257V117H255L253 120H256V124L255 123H253V124H255V125H257L258 124V122L261 124V126L262 127H264V116H262L261 114H264V109H263V112L261 113L259 110L261 109L262 110V108H259V105H258V107H257ZM167 110V109H166ZM181 110V109H180ZM211 110V109H210ZM224 110H226V109H224ZM223 110V111H224ZM235 110V109H234ZM244 109H242V111H243ZM190 111V110H189ZM207 111V110H206ZM212 111V110H211ZM213 111H215V110H213ZM212 111V112H213ZM219 111V110H218ZM223 111H220V113L222 114V112ZM237 111V110H236ZM173 113H174V111H172ZM202 112H204L203 110H202ZM210 112V111H209ZM217 112V111H216ZM253 112H255L254 111V109H253ZM258 112H260L259 114V116L258 115H255V114H258ZM195 113V112H194ZM245 113H246V111H245ZM170 114V113H169ZM198 114V113H197ZM233 114V113H232ZM231 114V115H232ZM171 115V114H170ZM188 115H191V114H188ZM193 115H195V114H193ZM192 115V116H193ZM216 115V114H215ZM217 115H218V113H217ZM253 115V116H252ZM11 116H12V114H11ZM221 116V115H220ZM242 116H245L244 115V113H243V115ZM146 117V116H145ZM164 117H168V115H167V113H166V115L164 116ZM171 117V116H170ZM247 117H249V116H247ZM147 118V117H146ZM221 118V117H220ZM243 119V118H242ZM249 119V118H248ZM260 119V120H259ZM103 120V119H102ZM246 120V119H245ZM252 120V119H251ZM251 121V123H250V125L253 127L254 125L252 124V122H254V121ZM257 120H258V122H257ZM242 121V120H241ZM239 122V123H242V122ZM249 121V120H248ZM238 122V121H237ZM250 122V121H249ZM249 122L247 123V124H244L245 125V127L244 128H246L247 129V127H246V125H249ZM233 123V122H232ZM238 123V124H239ZM244 123H246V122H244ZM229 124H231V123H229ZM235 124H237L236 122H235ZM235 124H232L233 125V127H231V128H233V129H240L241 127V131L243 132V126H242V124H237L238 126H240V128H234V126H236ZM154 125H155V128L157 129V130H160V131H162L163 132V129H162V127L157 123V122H155L154 121ZM258 126V127H257ZM257 126H255V128H256V130H257V132H256V130H253V128H249L250 130H253V132L255 131L256 133H258L259 135H262V136H264V128L262 129V127L260 126V128H259V124L257 125ZM105 127H107V126H105ZM153 127V126H152ZM191 126H189V129H191L190 128ZM213 127H217V126H213ZM218 128V127H217ZM108 129V128H107ZM193 129V128H192ZM192 129H191V132H192ZM220 128H218V130H219ZM211 130V129H210ZM213 130V129H212ZM217 130V129H216ZM190 131V130H189ZM196 131V130H195ZM195 131H193L192 133H195ZM206 131V130H205ZM224 131V130H223ZM235 131V130H234ZM245 131V130H244ZM249 130H247V132H248ZM261 131V132H260ZM218 132V131H217ZM252 132V131H251ZM260 132V133H259ZM263 132V134H261ZM136 133V132H135ZM220 133H223L222 131L220 132ZM230 126H229V135H230ZM234 133V132H233ZM232 133V134H233ZM250 133V132H249ZM109 134H110V131H109ZM113 134V133H112ZM183 134H184V132H183ZM196 135L198 134H202L201 136H203V134L206 136V134L205 133H203V130H202V132H200V133H198V130H197V132L195 133ZM194 134V135H195ZM254 134V133H253ZM117 135V133L115 134H113V136H115L116 138L118 137V136H116ZM188 135H190V134H188V130H187V136ZM218 135V134H217ZM220 135V134H219ZM224 135V134H223ZM257 135V134H256ZM112 136V137H113ZM258 136V135H257ZM261 136V137H262ZM194 137H197V139H198V137L199 136H194ZM194 137H192L191 136V138H193L194 139ZM207 137V136H206ZM217 137V136H216ZM220 137L222 138V139H224L221 135H220ZM203 138V137H202ZM134 139V138H133ZM138 139V138H137ZM136 138H135V140H137ZM141 138H139V140H140ZM206 138H204V140H205ZM230 139V138H229ZM203 140V141H204ZM208 140H210V139H208ZM217 138H216V142H217ZM219 140H220V138H219ZM218 140V141H219ZM196 141V140H195ZM197 141H200V140H197ZM196 141V142H197ZM206 141V140H205ZM221 141V140H220ZM224 141V140H223ZM207 142V141H206ZM234 142V141H233ZM233 142H232V145H234L233 144ZM239 142H241V141H239ZM204 143V142H203ZM208 143V142H207ZM224 144L223 142H218L217 144ZM229 143H231V142H229ZM243 143V142H242ZM28 144V143H27ZM240 144V143H239ZM239 144H237V145H239ZM161 145V144H160ZM159 145V147H158V149H157V155H161L162 154V148H164L165 150H166V152H167V154H166V156H165V158H162V159H158L157 158V156L156 155H151L149 158H148V160H149V162H150V164H151V167H153V168H155V167H157V165H160V164H169V163H171V161L174 159V158H176V152L174 151V149H173V147L172 146H170V147H164L163 145H165V144H162L161 146ZM242 145V144H241ZM158 146V145H157ZM205 146V145H204ZM230 147H231V145H229ZM236 146V145H235ZM235 146H232V147H234L232 150L234 151V149H235ZM203 147V146H202ZM231 147V148H232ZM241 148H242V146H240ZM240 147H236V148H240ZM245 147H246V145H245ZM249 147V146H248ZM115 149H116V147H114ZM204 148V147H203ZM256 148V147H255ZM255 148H251L250 149V147H249V149L252 151V152H254V150H255ZM206 149V148H205ZM243 149V148H242ZM246 149V148H245ZM204 150V149H203ZM229 150V149H228ZM236 150V149H235ZM239 150V149H238ZM114 151H116V150H114ZM122 150H120L119 152H117V153H120ZM205 151V150H204ZM209 151V150H208ZM230 151H231V149H230ZM233 151L231 152L232 154H234L233 153ZM237 151V150H236ZM244 151H247V150H244ZM22 152H23V155H24V159L23 160H27L28 158H34V159H36L37 158V156H36V154H34V152L32 151V149H23L22 148ZM237 152H239V151H237ZM257 152V151H256ZM75 153H77V152H75ZM111 153H113V154H115L116 155V152H113V150H112V152ZM111 153H109L108 154V156L109 157H106V159H108V161H109V164H110V167L107 169L108 170V172L107 173H109V175L111 176V180H112V182H109L108 180H106L107 182H105V187H103V191H102V196H100V197H98V198H96L95 199V202L103 209L104 207H107L108 205H109V203L112 201V198H111V192L113 191V190H115L117 187H121V186H123V183H122V176L125 174V173H120L119 172V169H118V167H117V165L119 164V159L117 158V157H115V155L114 156H112V154ZM127 153V152H126ZM239 153H241V152H239ZM243 153V152H242ZM245 153V152H244ZM243 153V158H244V154ZM248 153H251V152H248ZM246 154L245 156H247V157H245V159H241V157H238V158H240V159H238V160H236V159H234V158H232V157H234L232 154L230 155V154H225V155H222V154H220L221 155V157L220 158H223V160L222 159H218V157H215L216 155H215V153H214V157H212V158H210V159H213V158H216V160L218 161H215V162H217L216 163V165H217V167H222L221 169L220 168H218L219 170H217L216 172L218 173L219 172V174H222L221 176V180H219L218 178H214L215 179V181H214V183L217 181V179L219 180L217 183L219 184V185H222V186H219L220 188H218V186H216V188L219 190V189H221L222 191H220L222 194H224L223 196H225V197H228L227 198V200H228V202H231V204H232V206L233 205H235V203H237L236 205H238V207L237 206H235V208L237 207V208H239V210L243 207V205L244 204H249V207L248 208H244L246 211H244V209H243V213H245V212H247V209H249L250 208V210H251V212H250V216L248 217V218H250L251 217V215H252V217L251 218H253V222H251V227H249V228H246V227H248L247 225H246V227H245V229L246 230H241V232L240 233H238L239 235L237 236L238 238L236 239V241H235V239L233 238V242L232 243H234V242H236L235 244H236V247H235V245L234 244H232V245H229L228 243H227V246L225 245L226 244V242L228 241L227 239V241L225 242V244H224V247L223 246H221L222 245V243L221 244H219V240H222V239H219L218 240V238H219V236H220V234H222V233H220L219 231V236H218V238H217V240L215 241H212L213 240V238L211 239V240H209V238H207L208 237V232L206 231L207 229H205V230H203L202 229V231H197V232H201V234H205L207 237L206 238H204V240H201V234L200 235H198V234H193V235H191V236H196L198 239L197 240H192L194 237H191V241L190 242H193V243H188L189 241H187V239H185L186 241H185V243L186 244H184V246L183 247H185V245L187 246V248L190 250L191 249V251L192 250H194L193 252H189L188 250H186L185 249V252L187 251V252H189L188 253V256H189V261L187 260V257H185L184 255L187 253H184V250H183V247H181L182 246V243L180 242V244H181V246L179 245V243L177 244L180 248H179V250H178V247H177V250H176V252L175 253H177V252H179L180 250V252H182V256L180 255V258L179 259H181V258H183L182 260H181V262H180V260L177 258V260L180 262L179 264H191L192 263V259L193 258H196V260L195 259H193V260H195L196 262H197V264H220V262H222L224 259H225V255H226V253L224 254L222 251H225V250H223V249H225L226 248V251H228V250H230L231 251V249H232V251H231V253H233V255H234V249H235V251H236V254H235V256H238V257H240L241 255H244V256H246V257H242V258H244L245 259V261H246V259H247V262H248V264H249V262H251V264H260V263H258V261L256 260V258L258 259V260H260V261H262V260H264V258L262 259V258H259L262 254H263V257H264V154H263V152L260 150V152H258V153H254V155H255V157H254V155H253V157H251L250 155H252V154ZM110 154H111V156H110ZM236 154V153H235ZM23 155H22V157H23ZM202 155V154H201ZM210 155H212V154H210ZM209 155V156H210ZM219 155V156H220ZM226 155H229V157L231 156V158L232 159H230L229 157V160H228V162H227V164L225 163L227 160H226V158H227V156ZM207 156V155H206ZM222 156H224V157H222ZM249 156V157H248ZM119 157V156H118ZM203 157V156H202ZM251 157V158H250ZM203 158H205V157H203ZM208 158V157H207ZM209 158H208V160H209ZM225 158V159H224ZM237 158V157H236ZM18 159H20V160H18ZM17 160H18V162H17V164H16V167H14L15 168V172H14V176H13V182H14V186H13V189H14V193L11 195V197L10 198H12V199H9V200H12V201H10V203L9 202H7L8 204H10V205H7V208H8V206H10V209L8 208V210H10L11 212H12V214H13V217H14V220L15 219H19L21 222H23V223H20L21 225L22 224H25L26 226H27V240L29 239V240H33V243L35 244V246L36 245H41V243L43 244V241H44V239H42L43 237H41V235L39 236V233H38V226H37V222L39 223V222H41V221H39L40 220V217H38L39 215H36L38 212L41 214L42 212H43V214L45 213V216L48 214V215H50L51 213V215H52V217L53 216H55L54 214L55 213H53V212H56V211H58L57 209L58 208H60V207H64V208H61V210L62 209H65V208H69L67 205H69L68 203H67V201H70L71 200V202L73 203V204H76V203H78L79 201H76L77 199H75L76 197H78L77 196V191L72 187V185H71V182H73V180H78V181H83L84 179H85V177L87 176L86 175V170H81L79 167L77 168L75 165V163H72L71 165H68V166H65V165H62V167H63V177H62V180L60 181V182H58V183H53V182H51L50 181V175H49V173L48 172H46V173H42V174H38V175H35V176H32V177H30V165L28 166V164L25 162V163H21V160H22V158H21V155H20V158H18ZM221 160H222V162H224L225 164H226V166H225V164H221ZM211 161V160H210ZM213 161V160H212ZM213 161V162H214ZM219 161H220V163H219ZM23 162V161H22ZM107 162V161H106ZM206 162V161H205ZM208 162V161H207ZM78 163V162H77ZM210 163V162H209ZM14 164V165H15ZM135 164H139L138 162H136V163H134V165H133V167L135 166ZM212 164L213 163H211V165L210 164H206L207 166H209V167H207L206 168V165H205V168L204 167H202L201 165L202 164H199L201 167L200 168H204V169H208V170H204V172L205 173H207V174H209L210 173V170L209 169H215L216 170V168L217 167H215V163H214V166H212ZM199 165H198V167H199ZM220 165V166H219ZM78 166V165H77ZM210 166H211V168H210ZM224 166V167H223ZM81 167V166H80ZM133 167H131V169L133 168ZM212 167H214V168H212ZM77 168V169H76ZM134 169V168H133ZM200 170V169H199ZM200 171H203V170H200ZM213 171V170H212ZM129 172H131V170H129ZM215 172V174H216V176L218 175L217 173ZM146 173V172H145ZM211 174V173H210ZM214 174V175H215ZM211 175H213V174H211ZM96 177H99V176H96ZM171 177V176H170ZM183 177H184V175H183ZM215 177V176H214ZM175 178H176V176H175ZM99 179H102V180H104L102 177H99ZM173 179V178H172ZM184 179V178H183ZM187 179V178H186ZM178 180V179H177ZM156 181V180H155ZM154 181V182H155ZM179 181V180H178ZM220 181H221V183H220ZM183 182H187L186 180L184 181L183 180ZM182 182V180H181V183H183ZM153 183V182H152ZM174 183H176L175 181H174ZM178 183V182H177ZM217 184V185H218ZM155 185H156V183H155ZM171 185V184H170ZM170 185H169V187H170ZM216 185V184H215ZM159 186H161V185H159ZM159 186L157 185V187L156 188H152L154 191H156L157 190V195H158V197H157V195L154 193V194H152L153 196H155V197H157V199H158V201L160 200V202L161 201H163L162 200V198L163 197H159L160 196V192H161V187H160V189H159ZM97 187V186H96ZM155 187V186H154ZM164 187V186H163ZM184 187V189H185V184H183V186H181V188L179 187V186H177V188H180V190L182 189ZM26 188H33L34 190H35V194L37 195V197L39 198V197H41L40 199H41V201H39V202H41V204H39L40 205V208H36L35 210H36V212H35V216H33L34 215V212H33V210L32 209H29L28 208V206H29V204H28V201H27V199H26ZM100 188V187H99ZM158 188V189H157ZM121 190V189H120ZM152 190V191H153ZM163 190V189H162ZM176 189L175 188H173V184H172V191H171V189L169 190V188H168V193H169V191H171V194L172 193H174V191H175ZM183 190V189H182ZM218 190H216L217 192H218ZM177 191H179V190H176V192ZM165 192H166V190H165ZM182 192V191H181ZM181 192H179V193H181ZM219 192V193H220ZM149 193H151L150 192V190H149ZM148 193V194H149ZM163 193V192H162ZM183 193V192H182ZM218 193V194H219ZM79 194V193H78ZM148 194H147V197H148ZM163 194H167V193H163ZM176 194V193H175ZM174 194V195H175ZM221 194V195H222ZM169 195H170V193H169ZM177 198L179 197V196H181V194H179L178 195V192H177ZM220 195V194H219ZM13 196V197H12ZM162 196V195H161ZM165 196V195H164ZM184 197H185V195H183ZM222 196V197H223ZM171 197H172V195H171ZM176 197V196H175ZM222 197H221V199H222ZM79 198V197H78ZM150 198H152L151 196H150ZM160 198V199H159ZM166 198V197H165ZM180 198V197H179ZM153 200H154V197L152 198ZM169 199V198H168ZM185 199V198H184ZM184 199L182 200V201H184ZM226 199V198H225ZM224 199V200H225ZM136 200V199H135ZM179 200H181V199H179ZM223 199H222V201H224ZM122 201V200H121ZM120 201V202H121ZM147 201H148V204H150V203H152L151 201V199H150V202H149V200L147 199ZM142 202V201H141ZM235 202V203H234ZM6 203V204H7ZM80 203H81V201H80ZM119 203V202H118ZM143 203V202H142ZM156 203H157V201H156ZM165 203H166V205H167V203H168V201H165ZM241 203H244V204H241ZM162 204H164V202L162 203L161 202V205ZM229 204V203H228ZM240 204V205H239ZM246 204V205H247ZM79 205V204H78ZM151 205V204H150ZM161 205H160V207H161ZM242 205V206H241ZM245 205V206H246ZM140 206V205H139ZM145 206H146V204H145ZM145 206H140V210H141V208H146ZM155 206V205H154ZM153 206V207H154ZM231 206V207H232ZM244 206V207H245ZM5 208H6V205L4 206ZM157 207V206H156ZM229 207H230V204H229ZM234 207V206H233ZM236 208V209H237ZM252 208V209H251ZM37 209H38V212H37ZM148 209V208H147ZM150 209V208H149ZM158 209V207L155 209V210H157ZM230 209V208H229ZM32 210V211H31ZM41 210V211H40ZM66 210V209H65ZM138 210H139V207L138 206H135L134 207V210L133 211H131V214H135L134 216H136L137 217V213H138V217L136 218V217H134L135 219H136V221L138 220V218H139V220H138V222L139 221H141V222H144V221H146L148 218L150 219V217L149 216H146V217H143V216H145V215H143L142 216V211L141 212H138ZM143 210H146V209H143ZM154 210V211H155ZM33 212L32 214H31V212ZM69 211V210H68ZM67 210H66V212H68ZM153 211V210H152ZM151 211V209H150V212H152ZM161 211V210H160ZM123 212V211H122ZM133 212V213H132ZM143 212H147V211H143ZM158 213H160L159 211H157ZM156 212V213H157ZM242 211H240V213H241ZM249 212H247V214H249ZM253 212V213H252ZM124 213V212H123ZM149 213V212H148ZM154 213V212H153ZM140 214V215H139ZM56 215H59V213L57 212V214ZM148 215V214H147ZM158 215V214H157ZM160 215V214H159ZM66 216H70V215H66ZM254 216V217H253ZM16 217V218H15ZM131 217H132V215H131ZM142 217H143V219H142ZM160 217V216H159ZM133 218V219H134ZM153 217H151V219H152ZM248 218H247V222L249 221L248 220ZM1 219V218H0ZM131 220H132V218H130ZM141 219V220H140ZM38 220V221H37ZM53 220H54V218H53ZM166 220V219H165ZM250 221H251V219H250ZM122 223H124V224H128L129 223V221H127L126 219H123L122 221H121ZM36 223V224H35ZM55 223V222H54ZM133 223V221L131 222V224ZM168 223V222H167ZM250 223V222H249ZM12 224H14V223H12ZM20 224H18V225H20ZM246 224H248V223H246ZM18 225H16V226H18ZM20 225V226H21ZM147 225V224H146ZM145 225V226H146ZM201 225V224H200ZM14 226V225H13ZM19 226V227H20ZM56 226V225H55ZM186 226V225H185ZM193 226H195L194 224H193ZM192 226V227H193ZM18 227V228H19ZM40 227V226H39ZM44 227V226H43ZM53 227V226H52ZM202 227H203V225H202ZM21 228H22V226H21ZM48 228V229H47ZM46 228V226H45V228H42V229H45V231H46V229H47V233L49 232L48 230H49V226ZM54 228V227H53ZM198 228H200V227H198ZM11 229H13L12 227H11ZM17 229V228H16ZM25 230H26V228H24ZM52 229V228H51ZM56 229V228H55ZM54 229V230H55ZM127 229V228H126ZM149 229V228H148ZM14 230V229H13ZM24 230V231H25ZM53 230V229H52ZM57 230V229H56ZM128 230V229H127ZM126 230V232L128 233V235H129V231H127ZM132 230V229H131ZM159 230H160V228H159ZM196 230V229H195ZM194 230V231H195ZM198 230V229H197ZM11 231V230H10ZM17 231H18V229H17ZM13 232L9 237V240H7V241H9V243H7V242H5V245H7V244H9L8 245V248H4V250H0L1 251V253H0V264H13V261H18V260H14L13 259V256H14V254H18V253H16V251L17 250H19V252H20V249H22L23 251H24V253L26 252V250H25V248L26 249H28L27 248V242H25V244H26V246H24L23 244H22V242H23V240H19L18 239V236L20 235V234H18L19 232ZM162 231V230H161ZM164 231V230H163ZM170 230H168V232H169ZM187 231V230H186ZM185 231V232H186ZM205 231V232H204ZM245 231V232H244ZM26 232V231H25ZM52 232V231H51ZM51 232L48 234L49 236H50V234H51ZM61 232V231H60ZM134 232H137V231H134ZM167 232V233H168ZM197 232H195V233H197ZM204 232V233H203ZM216 232V231H215ZM244 232V233H243ZM54 234H55V232H53ZM51 234V236H53L54 234ZM58 233V231L56 232V234H55V236L57 237V238H55V236H53L52 238H50L49 237V239H45V242H46V246H44L45 247V250H46V248H47V250H46V254H48V256L49 255H51V253H52V256H53V252L51 251L52 249H54V250H56V248L59 250V248H61V247H63V244H65V242L63 241V240H65V236H67V234H68V231H63L62 230V232L58 235L57 234ZM72 233V232H71ZM126 233V234H127ZM157 233L158 232H156L155 234L157 235ZM170 234H172V232L170 231L169 232ZM169 233H168V235H169ZM174 233V232H173ZM182 233V232H181ZM183 233H184V231H183ZM182 233V234H183ZM188 232H186V234H187ZM225 233V232H224ZM243 233V234H242ZM9 234H10V232H9ZM81 234H83V233H81ZM125 234V235H126ZM132 234V233H131ZM136 234V233H135ZM139 234V233H138ZM140 234L143 236V238H145L146 239V241L145 240H143L142 238H139L138 239V241H140V244H142L143 246H145V248H142V245H141V247H140V244L138 245V244H136V245H134V242H132L133 244H132V246H131V248H132V255H130V254H128V255H130V258L132 257L133 258V260H134V264H145L146 263V261L147 262H151L152 261V254H151V252L149 253V251H151V247H152V245L154 246V247H158V249H159V245H156L155 244V242H151L152 243V245H151V243H150V241H148V238H147V236L145 235V233H142V232H140ZM159 234H160V232H159ZM165 233L163 232V235L161 236L160 235V239H159V241H161V239L162 238H165V240H166V238H168V236L166 235H164ZM176 234V233H175ZM178 234V233H177ZM182 234H180V235H182ZM211 234V233H210ZM213 234V233H212ZM227 234V233H226ZM225 234V236H224V240H225V237L227 236ZM242 234V235H241ZM60 237V238H58V236ZM112 235V234H111ZM128 235H127V237H128ZM156 235H154L153 237H150L149 236V240H155L154 238H156L157 239V236ZM173 235V234H172ZM241 235V236H240ZM25 236V235H24ZM131 236H133V235H131ZM164 236V237H163ZM183 236V235H182ZM223 236V235H222ZM21 237V236H20ZM61 237H63V238H61ZM126 237V236H125ZM130 237V236H129ZM134 237V236H133ZM186 237V236H185ZM184 237V238H185ZM187 237H189V235L187 234ZM196 237H195V239H196ZM204 237V236H203ZM221 237V236H220ZM22 238V237H21ZM72 238H74V237H72ZM76 238H77V236H76ZM75 238V239H76ZM82 238V237H81ZM131 238V237H130ZM135 238V237H134ZM158 238H159V236H158ZM172 238V237H171ZM175 238H177L176 237V235H175V237H174V239ZM214 238H215V236H214ZM227 238V237H226ZM229 238V237H228ZM67 239V238H66ZM112 239V238H111ZM110 239V240H111ZM141 239V240H140ZM170 239V238H169ZM24 240H25V238H24ZM68 241H69V243L72 241V240H70V238L69 239H67ZM76 240H78V238L76 239ZM164 240V239H163ZM173 240V239H172ZM183 240V239H182ZM26 241V240H25ZM159 241H157L158 242V244H159ZM79 242H80V240H79ZM112 242V241H111ZM114 242V241H113ZM112 242V243H113ZM141 242H143V243H145V244H143V243H141ZM168 242V241H167ZM183 242H184V240H183ZM7 243V244H6ZM63 243V244H62ZM74 243V242H73ZM92 243V242H91ZM135 243H137V242H135ZM164 244H165V242H163ZM72 243H70V247L72 246H74L75 248L77 247V250H78V245H71ZM84 244V243H83ZM155 244V245H154ZM193 244H194V246H193ZM44 245H45V243H44ZM66 245V244H65ZM67 245H68V243H67ZM66 245V246H67ZM188 245H191V247L189 246L188 247ZM234 245V246H233ZM19 246H22L20 249L18 248ZM23 246H24V249H23ZM29 246V245H28ZM42 246V245H41ZM66 246H64L63 248H64V250H65V252L66 251H68V248H66ZM84 246V245H83ZM135 246V247H134ZM136 246H138V248H136ZM163 246V245H162ZM226 246V247H225ZM228 246H232V248L231 249H228L227 247ZM40 247V246H39ZM44 247H43V250H44ZM52 247H54V248H52ZM88 247V246H87ZM153 247V248H154ZM156 247V248H157ZM223 247V248H222ZM37 248H38V246H37ZM42 248V247H41ZM66 248V249H65ZM74 248V249H75ZM84 248H86V246H84ZM133 248H136L135 250L133 249ZM195 248V249H194ZM40 249V248H39ZM38 249V250H39ZM73 249V248H72ZM71 250V248H70V251H71V254H70V251H69V253H67V255H70V256H66V255H64V257L62 258L61 256H59L58 254H60V253H58L57 254V252H58V250H56L55 251V253H54V255H56V256H54L55 257V261H59V263L60 264H68L70 261L73 263V261H74V258H72L73 257V255H74V253H75V250ZM259 249H260V251H259ZM40 250H42V249H40ZM53 250V251H54ZM63 250V251H64ZM76 250V253L78 252ZM88 250V249H87ZM23 251H21V255H23ZM61 251H62V249H61ZM81 251H83V250H81ZM257 251H258V254H259V256H258V254H256L257 253ZM28 252V251H27ZM49 252V253H48ZM84 252V251H83ZM83 252H78L79 253V255L81 254L82 255V253ZM88 252H89V250H88ZM120 252V251H119ZM118 252V253H119ZM180 252H179V254H180ZM195 252V254H193ZM254 252H256V253H254ZM259 252H261V253H259ZM77 253V254H78ZM85 253H87V252H85ZM85 253H83V254H85ZM158 254H159V251L157 252ZM195 256V257H193L192 256V254ZM230 253V252H229ZM253 253L255 254V255H253ZM29 255H30V253H28ZM28 254H26V255H28ZM46 254H43V258H49V257H47V255ZM157 254V255H158ZM162 254V255H161ZM163 254H164V252H162V253H160V255H158L159 257H161V256H163ZM191 254V255H190ZM261 254V255H260ZM32 255V254H31ZM42 255V254H41ZM46 255V256H45ZM60 255H63V253H61ZM121 255V254H120ZM152 255V256H151ZM167 254L165 253L164 254V256H166ZM177 255V254H176ZM228 255H230V254H228ZM228 255H226L227 256V258L225 259V261H223L222 263H224L225 264V262H226V264H227V261L226 260H228V262H229V258L231 257V256H228ZM240 255V256H239ZM251 255V256H250ZM57 256H59L60 258H58ZM75 256H77V255H75ZM85 256H87V254L85 255ZM84 256V257H85ZM127 256V255H126ZM169 256V255H168ZM187 256V255H186ZM191 256V257H190ZM253 256H255V257H253ZM258 256V257H257ZM25 257V255H23L22 256V258H24ZM27 257V256H26ZM53 257V258H54ZM72 258V259H66V258ZM82 257V256H81ZM80 257V258H81ZM88 257V256H87ZM129 257V256H128ZM178 257H179V255H178ZM193 257V258H192ZM248 257V258H247ZM249 257L250 258H252L253 260V262L251 261V260H248L249 259ZM28 258V257H27ZM79 258V257H78ZM80 258H79V260H80ZM86 258V257H85ZM85 258H84V260H85ZM127 258V257H126ZM130 258H127L126 260H132V259H130ZM158 258V257H157ZM167 258H169V257H167ZM190 258H192V259H190ZM24 259H26V258H24ZM65 259V260H64ZM76 260H77V258H75ZM94 259V258H93ZM161 258H159V260H160ZM13 260V261H12ZM64 260V261H63ZM70 260V261H69ZM73 260V261H72ZM82 260V259H81ZM87 260H89V259H87ZM116 260H118V259H116ZM128 260V261H129ZM191 260V261H190ZM242 259H240V261H241ZM47 261H50V260H47ZM128 261H126L127 263H128ZM177 261V262H178ZM24 262H25V260H24ZM30 262V261H29ZM52 262V261H51ZM51 262H50V264H51ZM80 262V261H79ZM124 262H125V260H124ZM132 262V261H131ZM158 262V261H157ZM166 262V261H165ZM164 262V263H165ZM196 262H194L193 261V264H195ZM246 262V263H247ZM264 262V261H263ZM17 263H19V261L17 262ZM22 263V262H21ZM25 263H27V261L25 262ZM55 264V262H52V264ZM72 263H70V264H72ZM85 263V262H84ZM88 262H86V264H87ZM93 263V262H92ZM126 263V264H127ZM129 263H130V261H129ZM128 263V264H129ZM158 263H161V262H158ZM158 263H156V264H158ZM163 263V262H162ZM163 263V264H164ZM221 263V264H222ZM245 263V262H244ZM15 264V263H14ZM20 264V263H19ZM28 264V263H27ZM57 264H58V262H57ZM146 264H149V263H146ZM151 264H154V262H151ZM166 264H168L167 262H166ZM169 264H171V263H169ZM262 264V263H261Z\"/></svg>","mask_w":264,"mask_h":264},{"label":"built area","instance_id":"3","mask_svg":"<svg viewBox=\"0 0 264 264\" xmlns=\"http://www.w3.org/2000/svg\"><path fill=\"white\" fill-rule=\"evenodd\" d=\"M102 129L88 118H81L72 123L71 129L62 132L58 139L50 146L47 153L39 155L30 162V177L48 172L50 181L58 183L63 177L62 165L68 166L73 162L92 167L99 164L100 142ZM77 152V154L75 153ZM97 169V168H96ZM75 185L77 184L74 183ZM78 184H83L78 181ZM28 208L39 206V198L33 188H26ZM5 238L0 235L1 240Z\"/></svg>","mask_w":264,"mask_h":264},{"label":"crops","instance_id":"4","mask_svg":"<svg viewBox=\"0 0 264 264\" xmlns=\"http://www.w3.org/2000/svg\"><path fill=\"white\" fill-rule=\"evenodd\" d=\"M107 92H110V90H107ZM60 135V134H59ZM42 139V135L40 136V138H38V140L36 141V143L40 142ZM50 139H53V138H50ZM49 144H44V146H47ZM97 169L100 168V166H96ZM97 174L100 176V173L97 171Z\"/></svg>","mask_w":264,"mask_h":264}]
</instances>
